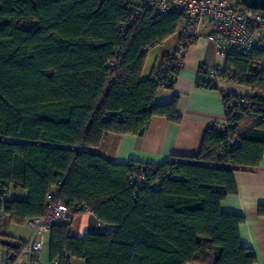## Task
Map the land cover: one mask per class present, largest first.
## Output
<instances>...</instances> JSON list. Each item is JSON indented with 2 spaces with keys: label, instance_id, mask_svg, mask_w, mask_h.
<instances>
[{
  "label": "trees",
  "instance_id": "obj_1",
  "mask_svg": "<svg viewBox=\"0 0 264 264\" xmlns=\"http://www.w3.org/2000/svg\"><path fill=\"white\" fill-rule=\"evenodd\" d=\"M182 21L141 0H0V218L24 224L45 216L50 197L66 204L69 219L50 231V262H257L241 244L244 216L221 203L237 192L234 172L258 167L264 156V96L256 93L264 70L253 67L262 51L228 52L224 76L254 93L244 117L233 113L237 95L224 94L230 126L212 124L195 160L117 163L92 151L108 134H141L156 116L181 120L177 97L156 102L180 72L171 79L162 71L170 54L153 76L143 78V70L147 51ZM204 66L198 84L214 88L202 79ZM248 117L254 122L244 126ZM138 172L144 181L135 180ZM86 211L110 228L74 236L72 222ZM258 212L264 216V204ZM0 245L13 264L28 247L10 235Z\"/></svg>",
  "mask_w": 264,
  "mask_h": 264
},
{
  "label": "crops",
  "instance_id": "obj_2",
  "mask_svg": "<svg viewBox=\"0 0 264 264\" xmlns=\"http://www.w3.org/2000/svg\"><path fill=\"white\" fill-rule=\"evenodd\" d=\"M208 29H204L202 36L188 49L185 64L179 72L172 87H160L156 102L168 103L175 97L178 100V112L181 116L179 122H172L165 117H154L141 134H108L101 145L92 151L102 157L117 163H127L137 160L144 163L161 164L173 157L182 160H195L201 150L204 137L212 124L222 125L226 122L224 94L242 96L253 95L251 87L231 81L227 78L221 80L218 86L207 88L198 84L200 68L204 65L219 64L225 67L227 57L218 54L213 42L207 40ZM176 32L163 42L151 47L147 51L143 78L154 75L157 67L165 56L171 54L177 45ZM254 122V117L243 121L244 126ZM202 164H207L200 162ZM237 192L227 196L221 203L224 212L237 213L244 216L245 221L239 229L241 244L252 249L256 256L255 264H264V216L258 212V207L264 204V156L261 164L253 169H238L234 172ZM20 198H25L27 192L23 189L14 190ZM87 215L89 220L80 234L81 237L88 232L105 231L109 225L102 223L91 211L81 213ZM10 235L17 240L25 241L28 246L32 243L44 264H49L50 233L32 235L30 238L20 233H0ZM21 253L15 264H27L28 258ZM72 264H85L81 259H73ZM200 264V263H191Z\"/></svg>",
  "mask_w": 264,
  "mask_h": 264
},
{
  "label": "built area",
  "instance_id": "obj_3",
  "mask_svg": "<svg viewBox=\"0 0 264 264\" xmlns=\"http://www.w3.org/2000/svg\"><path fill=\"white\" fill-rule=\"evenodd\" d=\"M141 4L148 6L156 15L167 13L183 15L182 24L176 31L178 35L176 48L162 70L172 72L171 79L175 78L174 70L181 71L183 68L189 47L202 36L204 29L209 30L206 38L215 44L218 54L222 57H227L230 51L247 55L256 50L264 53V10L248 8L241 0H141ZM253 67L264 70V58ZM204 71L202 79L213 86H218L221 80L226 78L223 67L219 64L205 65ZM256 93L264 96V90H258ZM236 102L237 109L233 110V113L237 117L246 116L250 106L246 96L237 95ZM230 107L225 105L226 116ZM229 126L226 120L218 128L225 130ZM230 145L235 147L238 141L231 140ZM145 178L142 172L135 174V180L144 181ZM69 216L66 204L50 197L45 216L29 219L26 223L33 230L34 235H38L50 233L54 224L66 222ZM32 243L23 253L28 258L27 264H44L40 261ZM0 264H13L8 250L2 245H0ZM49 264H72V259L62 261L56 258Z\"/></svg>",
  "mask_w": 264,
  "mask_h": 264
},
{
  "label": "rangeland",
  "instance_id": "obj_4",
  "mask_svg": "<svg viewBox=\"0 0 264 264\" xmlns=\"http://www.w3.org/2000/svg\"><path fill=\"white\" fill-rule=\"evenodd\" d=\"M11 195H13L12 188L10 189ZM89 217L87 215L80 214L75 218L74 224L72 225L73 233L80 234L79 230L87 225ZM0 233H20L22 236L30 238L34 232L25 222L24 224H17L11 221L10 217L2 215L0 218Z\"/></svg>",
  "mask_w": 264,
  "mask_h": 264
},
{
  "label": "water",
  "instance_id": "obj_5",
  "mask_svg": "<svg viewBox=\"0 0 264 264\" xmlns=\"http://www.w3.org/2000/svg\"><path fill=\"white\" fill-rule=\"evenodd\" d=\"M241 2L248 8L264 10V0H241Z\"/></svg>",
  "mask_w": 264,
  "mask_h": 264
}]
</instances>
